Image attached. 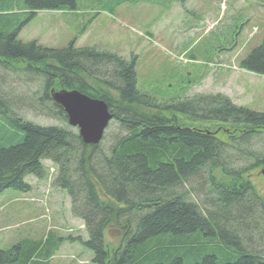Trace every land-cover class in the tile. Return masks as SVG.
Wrapping results in <instances>:
<instances>
[{
  "label": "trees",
  "instance_id": "obj_1",
  "mask_svg": "<svg viewBox=\"0 0 264 264\" xmlns=\"http://www.w3.org/2000/svg\"><path fill=\"white\" fill-rule=\"evenodd\" d=\"M98 1L112 14L137 0ZM76 9L77 0H0V68L35 76L29 106L60 123L26 119L0 95V196L30 192L26 177L44 179L49 160L94 264H264V199L251 179L264 167V112L220 93L156 102L137 88L133 58L19 40L38 12ZM239 66L264 75V38ZM53 88L104 100L120 126L112 143L85 144ZM62 241L21 239L0 247V264H51Z\"/></svg>",
  "mask_w": 264,
  "mask_h": 264
},
{
  "label": "rangeland",
  "instance_id": "obj_2",
  "mask_svg": "<svg viewBox=\"0 0 264 264\" xmlns=\"http://www.w3.org/2000/svg\"><path fill=\"white\" fill-rule=\"evenodd\" d=\"M105 3L111 6L112 0ZM113 11L106 12L98 0H77L74 11L38 12L19 40L54 48L75 41L77 48L134 58L138 89L156 102L220 93L234 104L264 112V75L239 67L264 38V0H137L118 3ZM23 72L0 68V95L26 119L58 124L30 107L39 82ZM117 129L110 123L102 141L111 144ZM43 163L44 179L26 177L30 193L8 189L0 196V247L24 238L45 239L53 232L68 239L51 264H94L93 253L70 238L88 234L73 213L71 197L53 185L56 165ZM251 179L264 199V175L255 170Z\"/></svg>",
  "mask_w": 264,
  "mask_h": 264
},
{
  "label": "water",
  "instance_id": "obj_3",
  "mask_svg": "<svg viewBox=\"0 0 264 264\" xmlns=\"http://www.w3.org/2000/svg\"><path fill=\"white\" fill-rule=\"evenodd\" d=\"M51 97L67 115L68 123L77 127L85 144H98L113 118L104 100L92 98L77 90H51ZM264 175V169L261 171Z\"/></svg>",
  "mask_w": 264,
  "mask_h": 264
}]
</instances>
